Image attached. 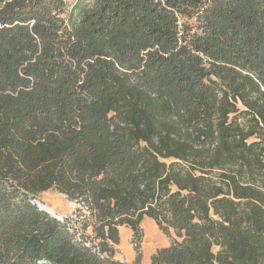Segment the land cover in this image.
I'll list each match as a JSON object with an SVG mask.
<instances>
[{
    "label": "trees",
    "instance_id": "1",
    "mask_svg": "<svg viewBox=\"0 0 264 264\" xmlns=\"http://www.w3.org/2000/svg\"><path fill=\"white\" fill-rule=\"evenodd\" d=\"M146 218L150 264H264V0H0V264H130Z\"/></svg>",
    "mask_w": 264,
    "mask_h": 264
},
{
    "label": "rangeland",
    "instance_id": "2",
    "mask_svg": "<svg viewBox=\"0 0 264 264\" xmlns=\"http://www.w3.org/2000/svg\"><path fill=\"white\" fill-rule=\"evenodd\" d=\"M71 4L74 0H64ZM37 205L53 210L57 218L70 219L77 209L75 203L54 191L45 192L37 197ZM51 210V211H52ZM49 214V213H48ZM120 244L116 248L115 258L126 263H134L141 257L142 264H150L151 258L159 250L168 248L177 239L174 231L168 234L162 231L151 219H144L140 234L130 228L120 229Z\"/></svg>",
    "mask_w": 264,
    "mask_h": 264
},
{
    "label": "bare ground",
    "instance_id": "3",
    "mask_svg": "<svg viewBox=\"0 0 264 264\" xmlns=\"http://www.w3.org/2000/svg\"><path fill=\"white\" fill-rule=\"evenodd\" d=\"M40 208L41 209H44L45 211H47L50 215H52V216H55V214H54V212H53V210L51 211V210H49L47 207H42V206H40ZM56 217V216H55Z\"/></svg>",
    "mask_w": 264,
    "mask_h": 264
},
{
    "label": "water",
    "instance_id": "4",
    "mask_svg": "<svg viewBox=\"0 0 264 264\" xmlns=\"http://www.w3.org/2000/svg\"><path fill=\"white\" fill-rule=\"evenodd\" d=\"M41 210H43V211H45L44 209H41ZM45 212H47V211H45ZM48 213V212H47ZM55 217V216H54Z\"/></svg>",
    "mask_w": 264,
    "mask_h": 264
}]
</instances>
